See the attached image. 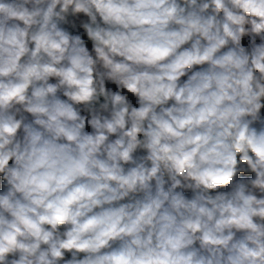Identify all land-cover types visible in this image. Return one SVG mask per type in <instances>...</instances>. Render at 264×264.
I'll use <instances>...</instances> for the list:
<instances>
[{"label": "clouds", "instance_id": "clouds-1", "mask_svg": "<svg viewBox=\"0 0 264 264\" xmlns=\"http://www.w3.org/2000/svg\"><path fill=\"white\" fill-rule=\"evenodd\" d=\"M0 264H264V0H0Z\"/></svg>", "mask_w": 264, "mask_h": 264}, {"label": "trees", "instance_id": "trees-1", "mask_svg": "<svg viewBox=\"0 0 264 264\" xmlns=\"http://www.w3.org/2000/svg\"><path fill=\"white\" fill-rule=\"evenodd\" d=\"M89 48H91V43H88ZM114 87V86H113Z\"/></svg>", "mask_w": 264, "mask_h": 264}, {"label": "rangeland", "instance_id": "rangeland-1", "mask_svg": "<svg viewBox=\"0 0 264 264\" xmlns=\"http://www.w3.org/2000/svg\"><path fill=\"white\" fill-rule=\"evenodd\" d=\"M88 43H90V42H88Z\"/></svg>", "mask_w": 264, "mask_h": 264}]
</instances>
